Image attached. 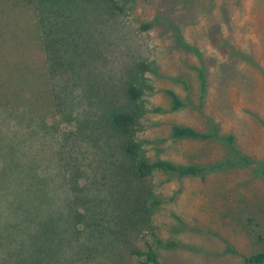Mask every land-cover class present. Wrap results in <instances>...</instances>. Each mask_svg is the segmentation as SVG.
<instances>
[{"label":"rangeland","instance_id":"1","mask_svg":"<svg viewBox=\"0 0 264 264\" xmlns=\"http://www.w3.org/2000/svg\"><path fill=\"white\" fill-rule=\"evenodd\" d=\"M68 12L73 19L52 30L56 70L34 15L16 13L10 27H0V65H23L16 91L33 106L28 125L16 121L19 108L12 117L0 110V264H135L131 247L148 242L161 264H240L264 253V0H94ZM127 85L142 91L146 111L169 109L166 90L184 104L142 116L138 136L147 156L220 166L204 177L159 174L152 181L162 198L175 197L153 212L150 225L176 242L172 249L144 231L117 241L103 227L112 226L104 188L87 186L76 202L82 216L73 218L67 207L74 195L55 138L76 131L74 115L88 117V105L132 107ZM56 93L71 102L70 123L54 110ZM173 125L213 137L171 140ZM97 145L85 148L98 153Z\"/></svg>","mask_w":264,"mask_h":264},{"label":"trees","instance_id":"2","mask_svg":"<svg viewBox=\"0 0 264 264\" xmlns=\"http://www.w3.org/2000/svg\"><path fill=\"white\" fill-rule=\"evenodd\" d=\"M90 1L94 0H0V27H10V22L13 21L12 18L16 16V13L29 12L34 15V18H36L35 24L40 28V36L45 51L50 52L48 60L51 69L56 70L59 68L56 66L60 65L57 62L60 51L53 47V44H58V40L53 36L52 30L56 26L62 28V22L67 23V18L69 20L73 19L68 12L72 4ZM104 1L111 2L113 0ZM5 49V40L4 42L1 40L0 52L2 50L3 52L0 53V56L6 55L4 53ZM5 63L6 65H0V110L8 112L4 114V117H12L16 114V109L19 108L18 113L20 114L15 115L16 121L21 125L28 121L26 123L28 125L33 114V106L29 99H25L19 94V90L16 91L15 79L16 76L23 77L26 70L21 63L22 66L19 63L9 64L7 61ZM200 82L201 89L204 92L205 83L202 74ZM13 83L15 86H13ZM55 86L53 85V89ZM125 94L133 104L132 107L128 105L110 112H103L102 109H95L88 105L89 109L84 111V114L88 113V117H79L80 113L74 115L78 120L75 127L76 131L64 132L58 134V138H55L56 142L59 141L62 150L66 146L68 147L65 153L60 150V168L61 171L64 170L65 184L69 185L67 187L74 195L73 200L67 204L69 214L73 218L82 216L77 210L79 206L76 205V202L83 200L82 195L87 186L92 185L96 189L104 188L108 208L112 212L110 215L112 226L103 227L116 236L117 241L121 239L120 243L123 242L124 238L128 236L127 232L137 234L144 231V234L146 232L150 234L157 245L172 249L177 246L176 242L169 239L162 240L153 232L154 226L150 228V225L154 223L153 212L166 201L174 200L175 197L172 196L168 200L162 198L156 192L152 181L159 174L173 175L180 179L204 177L208 171H214L220 166L207 167L196 164H182L147 156L144 149L146 141L141 140L138 136L142 116L146 112L155 114L173 112L183 107L184 104L173 91L166 90L165 95L170 103L169 109L164 111L160 107H155L146 111L139 104L142 97V91L139 87L127 85ZM52 100L54 110L70 123L73 118V110H70L71 102L58 93L55 94ZM25 112L32 114L27 115ZM38 121L42 122L40 119ZM84 128H87V131H84ZM105 128L110 130L106 131ZM51 129L59 133V128L56 125H52ZM103 133L107 134L105 139L102 138ZM169 137L171 140L204 141L211 139L213 136L209 133L197 131L190 126L173 125ZM78 138H80L78 142L81 143L83 139H87V143L83 145L76 144L75 141ZM224 139L229 144L234 141L232 135L225 136ZM97 143L100 148L98 153L90 152L85 148H98ZM242 159L244 162L248 160L247 158ZM262 175L264 177V169ZM130 254L135 257V264H161L154 244L149 242L145 243L142 249L131 247ZM263 263L264 253L258 252L245 256L240 264Z\"/></svg>","mask_w":264,"mask_h":264}]
</instances>
